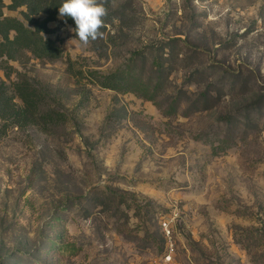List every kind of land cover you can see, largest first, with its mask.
<instances>
[{"label":"rangeland","instance_id":"obj_1","mask_svg":"<svg viewBox=\"0 0 264 264\" xmlns=\"http://www.w3.org/2000/svg\"><path fill=\"white\" fill-rule=\"evenodd\" d=\"M106 6L87 46L58 11L64 58L0 62L65 117L0 121V264H264V0Z\"/></svg>","mask_w":264,"mask_h":264},{"label":"trees","instance_id":"obj_2","mask_svg":"<svg viewBox=\"0 0 264 264\" xmlns=\"http://www.w3.org/2000/svg\"><path fill=\"white\" fill-rule=\"evenodd\" d=\"M111 1V0H110ZM63 0H10L5 4L0 0V62L14 59L20 52L28 51L35 58L58 60L65 57L61 44L45 35L50 33L48 23L55 20ZM106 6V5H105ZM21 10L22 19L3 15L2 10ZM107 7V6H106ZM44 14L43 18H38ZM125 13L115 10L107 15L106 24L113 20H122ZM73 29L76 25L71 17H63ZM101 28V31L105 29ZM75 34V32H74ZM76 35V34H75ZM67 68H71L69 59H66ZM1 64V63H0ZM5 75H11L12 67L4 65ZM93 80L100 86L113 90H127L121 77L116 73L97 75L92 72ZM12 92L4 82H0V121L18 128L28 125H39L43 128L49 125L64 122V114L52 108H45L42 104V93L30 80L19 78L11 83ZM7 125H3V128Z\"/></svg>","mask_w":264,"mask_h":264},{"label":"clouds","instance_id":"obj_3","mask_svg":"<svg viewBox=\"0 0 264 264\" xmlns=\"http://www.w3.org/2000/svg\"><path fill=\"white\" fill-rule=\"evenodd\" d=\"M108 0H63L59 7L61 17H71L75 22V32L82 45L87 46L90 41L102 38L105 27V17Z\"/></svg>","mask_w":264,"mask_h":264},{"label":"built area","instance_id":"obj_4","mask_svg":"<svg viewBox=\"0 0 264 264\" xmlns=\"http://www.w3.org/2000/svg\"><path fill=\"white\" fill-rule=\"evenodd\" d=\"M164 230L166 231V234H168L169 233V230H167V228H164ZM169 235V234H168ZM170 258V255L169 254H167L166 255V259H169Z\"/></svg>","mask_w":264,"mask_h":264}]
</instances>
